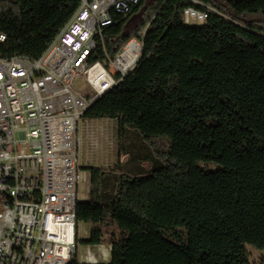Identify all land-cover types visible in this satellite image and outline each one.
Segmentation results:
<instances>
[{
  "label": "trees",
  "instance_id": "obj_1",
  "mask_svg": "<svg viewBox=\"0 0 264 264\" xmlns=\"http://www.w3.org/2000/svg\"><path fill=\"white\" fill-rule=\"evenodd\" d=\"M203 1L220 14L202 25L185 23L188 0H143L104 32L110 55L133 36L143 52L84 119L117 120L120 138L131 128L168 146L166 165L123 178L115 195L99 192L100 169L84 168L82 244L118 232L110 262L97 264H246L247 245L264 252V0ZM78 3L0 0V56L39 58Z\"/></svg>",
  "mask_w": 264,
  "mask_h": 264
},
{
  "label": "built area",
  "instance_id": "obj_2",
  "mask_svg": "<svg viewBox=\"0 0 264 264\" xmlns=\"http://www.w3.org/2000/svg\"><path fill=\"white\" fill-rule=\"evenodd\" d=\"M142 1L79 0L39 58L0 56V264L99 262L89 248L78 251L77 199L89 180L78 129L103 91L137 67L143 36L130 37L112 56L103 35ZM188 2L184 21L220 14L203 0ZM61 217L71 226L60 225Z\"/></svg>",
  "mask_w": 264,
  "mask_h": 264
},
{
  "label": "rangeland",
  "instance_id": "obj_3",
  "mask_svg": "<svg viewBox=\"0 0 264 264\" xmlns=\"http://www.w3.org/2000/svg\"><path fill=\"white\" fill-rule=\"evenodd\" d=\"M256 18L250 16L249 19ZM138 22L134 16L127 24L128 30ZM78 135L82 144L79 151V162L86 167H95L102 172V183L100 190L104 193L115 195L120 185V180L125 177L146 174L153 168L166 165L167 159L164 152L167 149L165 140L146 141L136 130L128 128L123 138L119 137L118 122L111 119L81 121ZM216 169L215 166H206ZM88 182L82 184L80 199L88 201L92 190L91 175L88 172ZM91 225L79 224V239L89 238ZM118 237V232L112 229L105 230L103 243L99 246H87L79 244L78 251L85 254L89 248L98 263H109L111 253V242ZM104 251L105 256H101ZM246 264H264V252L250 245L245 247Z\"/></svg>",
  "mask_w": 264,
  "mask_h": 264
},
{
  "label": "bare ground",
  "instance_id": "obj_4",
  "mask_svg": "<svg viewBox=\"0 0 264 264\" xmlns=\"http://www.w3.org/2000/svg\"><path fill=\"white\" fill-rule=\"evenodd\" d=\"M185 23L187 25H190V26H197V25H202L204 24L205 22H192V21H185ZM110 90H107V91H103V95L106 94L107 92H109ZM82 201L81 199H77V204L78 202ZM60 225H63V226H71V218L69 217H61L60 218Z\"/></svg>",
  "mask_w": 264,
  "mask_h": 264
},
{
  "label": "crops",
  "instance_id": "obj_5",
  "mask_svg": "<svg viewBox=\"0 0 264 264\" xmlns=\"http://www.w3.org/2000/svg\"><path fill=\"white\" fill-rule=\"evenodd\" d=\"M83 201V200H82Z\"/></svg>",
  "mask_w": 264,
  "mask_h": 264
}]
</instances>
